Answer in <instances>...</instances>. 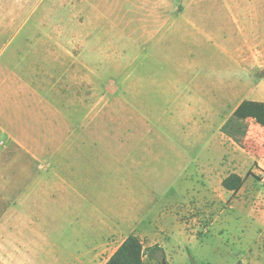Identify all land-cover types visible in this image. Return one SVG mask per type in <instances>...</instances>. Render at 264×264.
<instances>
[{"label": "rangeland", "instance_id": "rangeland-1", "mask_svg": "<svg viewBox=\"0 0 264 264\" xmlns=\"http://www.w3.org/2000/svg\"><path fill=\"white\" fill-rule=\"evenodd\" d=\"M197 4L0 0V264H100L93 223L159 215L198 239L177 264H264V127L233 114L264 101V48L200 44Z\"/></svg>", "mask_w": 264, "mask_h": 264}, {"label": "crops", "instance_id": "crops-1", "mask_svg": "<svg viewBox=\"0 0 264 264\" xmlns=\"http://www.w3.org/2000/svg\"><path fill=\"white\" fill-rule=\"evenodd\" d=\"M195 1L200 3L201 9H198L197 4L194 11L188 12V21L186 22V25L190 28H196L200 32H198L199 41L197 42H200V44L207 43L217 49L225 51H228L230 46L235 45V43L240 44V46L246 45L247 48H264V33L260 32L257 26L253 28L254 32L248 33L246 30L247 24H259V18L257 16H253V13H256L251 10L252 6L254 7L252 4L264 0ZM201 3H203V5ZM243 8H245V10H243ZM213 19H225L226 21L219 23L221 28L214 31L209 28L212 23L209 20ZM224 25H226V27H224ZM199 28H201L202 31L199 30ZM222 179L220 183L222 182ZM174 221L176 230H171L163 224L160 215L158 218L154 219L147 218L139 220L138 223H134V225H131L129 228H124L118 218L114 219L112 217H108L105 219H99L91 226V232H93V234L89 239L87 236L86 239H83L84 241L81 247L88 244V247L91 248L90 251L93 255L95 253L96 258L100 256L103 257L100 264H104L129 234H136L144 241V245L146 247L158 244L160 251L168 257L167 259H172L171 261H168V264H177L175 262L177 256L182 257V254H184L186 250L185 244H183L184 249L179 237L182 236L187 240H191L193 238L188 239L187 235L182 234L180 232L179 222L176 218ZM124 229L127 230V232L123 236L121 231ZM106 233H108V236L112 237V239L116 240L106 242L103 237ZM193 240L198 243V239L194 238ZM78 251L74 254V257L78 255Z\"/></svg>", "mask_w": 264, "mask_h": 264}, {"label": "trees", "instance_id": "trees-1", "mask_svg": "<svg viewBox=\"0 0 264 264\" xmlns=\"http://www.w3.org/2000/svg\"><path fill=\"white\" fill-rule=\"evenodd\" d=\"M237 118L252 119L264 126V101L243 99L234 109ZM243 177L230 173L222 179V186L227 191L237 192L243 185ZM158 246L146 247L144 241L136 234H129L104 264H145L144 256Z\"/></svg>", "mask_w": 264, "mask_h": 264}, {"label": "water", "instance_id": "water-1", "mask_svg": "<svg viewBox=\"0 0 264 264\" xmlns=\"http://www.w3.org/2000/svg\"><path fill=\"white\" fill-rule=\"evenodd\" d=\"M162 264H167L166 262H163Z\"/></svg>", "mask_w": 264, "mask_h": 264}]
</instances>
